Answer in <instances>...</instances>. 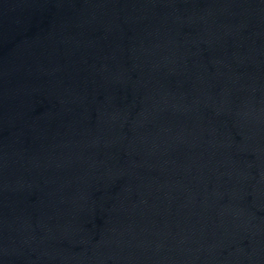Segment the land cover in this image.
<instances>
[{
  "label": "water",
  "instance_id": "95a60500",
  "mask_svg": "<svg viewBox=\"0 0 264 264\" xmlns=\"http://www.w3.org/2000/svg\"><path fill=\"white\" fill-rule=\"evenodd\" d=\"M0 264H264V0H0Z\"/></svg>",
  "mask_w": 264,
  "mask_h": 264
}]
</instances>
